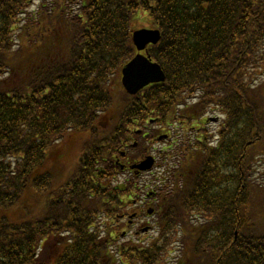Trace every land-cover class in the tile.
Listing matches in <instances>:
<instances>
[{
  "label": "trees",
  "instance_id": "1",
  "mask_svg": "<svg viewBox=\"0 0 264 264\" xmlns=\"http://www.w3.org/2000/svg\"><path fill=\"white\" fill-rule=\"evenodd\" d=\"M46 1L0 0V264H159L177 224L178 264H264V0ZM141 22L160 30L148 53L166 78L129 95L120 69ZM209 108L223 114L213 147ZM151 119L196 139L161 206L163 240L135 256L115 251L133 187L115 160L132 139V157L147 151L131 127ZM191 211L207 219L190 225Z\"/></svg>",
  "mask_w": 264,
  "mask_h": 264
},
{
  "label": "water",
  "instance_id": "2",
  "mask_svg": "<svg viewBox=\"0 0 264 264\" xmlns=\"http://www.w3.org/2000/svg\"><path fill=\"white\" fill-rule=\"evenodd\" d=\"M159 38L160 33L157 29H140L133 32L132 40L138 53L121 69V82L129 94H134L148 84L165 79L160 65L152 62L148 55L140 53L147 44H155ZM149 159L142 161L136 167L139 169L148 168L151 162Z\"/></svg>",
  "mask_w": 264,
  "mask_h": 264
},
{
  "label": "rangeland",
  "instance_id": "3",
  "mask_svg": "<svg viewBox=\"0 0 264 264\" xmlns=\"http://www.w3.org/2000/svg\"><path fill=\"white\" fill-rule=\"evenodd\" d=\"M63 1V0H62ZM34 2H37V4H41L42 2H46L48 5H50L49 2H47L46 0H34ZM65 6L67 4H64ZM37 10L38 8L36 9V11L34 13L31 14V17H30V23L34 22V18L36 17L37 15ZM141 26H145L146 23L144 22H141ZM140 24V23H138ZM209 127L211 128V130L215 131V129L217 128V124H210ZM158 147L160 146V144L157 145ZM66 154V158L69 157V151L65 152ZM163 163H166V160H162ZM163 163H162V168H163ZM157 165H161V160L158 159L157 161ZM255 166V169H253L254 171V177L255 180L254 182L264 186V157L263 158H258L257 161H256V164L254 165ZM169 172L170 170L172 169L169 164L167 166H164ZM19 207H23V206H19ZM151 235H155V232L152 231L151 233H149L148 236H151ZM146 237H142V236H138V235H134L132 234L131 236H128L126 237L125 239H121L120 237H118L117 239V242L120 244H126V245H133V244H139L138 242H142L144 241ZM55 248V241L53 239H50L49 241H46L43 245V247L40 249V252H39V257L42 258V259H47L48 257H50L51 253H52V250Z\"/></svg>",
  "mask_w": 264,
  "mask_h": 264
}]
</instances>
